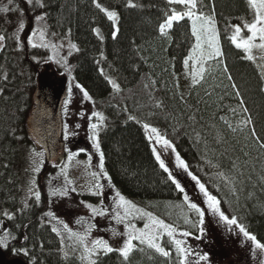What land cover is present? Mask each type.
<instances>
[{
    "label": "trees",
    "instance_id": "1",
    "mask_svg": "<svg viewBox=\"0 0 264 264\" xmlns=\"http://www.w3.org/2000/svg\"><path fill=\"white\" fill-rule=\"evenodd\" d=\"M97 2L117 12L115 39L112 21L93 0H41L44 7L34 6L35 0L33 5L27 0L0 2V8L17 9L0 11V35L6 37L0 48V220L4 222L0 238L8 237L1 247L3 256L23 264H87L75 253L63 251L59 236L47 223V182L40 184L29 161L36 145L28 122L38 87L48 83L42 73H49L57 85L69 77L63 63L49 59L48 50L28 44L36 16L45 17L48 33L77 46L66 54L70 81L89 93L93 110L105 118L97 132L104 172L115 194L178 232L189 231L192 238L199 235L197 227L185 223V218L198 223V215L156 162L143 127L147 123L169 140L189 171L220 200L221 210L264 243V148L260 147L264 64L260 57L246 59L228 39L233 25L248 36L243 25L254 20L255 10L247 0H202L200 10L215 13L224 55L209 61L204 78L193 84L191 61L189 67L184 65L195 44L187 17L164 37L159 24L170 8L166 0H132L136 7H127L128 0ZM20 19L25 28L17 42ZM108 78L119 91L113 90ZM248 117L253 123L245 127L242 121ZM58 169L52 166L50 174L56 175ZM30 189L39 192L38 202ZM100 199V193L80 196L91 206L99 205ZM159 243L171 253L168 258L135 241L128 260L114 251L101 254L97 264H178L170 238L162 237Z\"/></svg>",
    "mask_w": 264,
    "mask_h": 264
},
{
    "label": "rangeland",
    "instance_id": "2",
    "mask_svg": "<svg viewBox=\"0 0 264 264\" xmlns=\"http://www.w3.org/2000/svg\"><path fill=\"white\" fill-rule=\"evenodd\" d=\"M0 2L5 4L7 0H0ZM41 25L45 27L43 43L48 45V47L41 48L50 52L51 60L54 64L58 62L62 64L66 59V54L70 51L69 42L67 40H59L55 35L48 33L43 20L36 22L35 30L37 35L33 37L34 43L41 44L39 37ZM255 43L259 44L260 41L257 39ZM53 44L56 45L55 48L52 47ZM1 46L2 41H0V48ZM252 54L255 59L260 57L263 61L261 63L264 64V52L257 48L253 49ZM42 75L48 83L38 87L35 97V108L28 122V127L36 145V154L43 153L42 157L31 154L29 161L33 168L34 161H42L40 163V171L34 172L36 175L39 174L41 185L45 181L47 182L45 192L47 193L48 204L45 214L52 213L55 217L54 219L45 215L46 221L52 228L55 227L60 231L61 234L57 235L61 240L62 249L65 253H75L77 256H81L79 250L73 251L68 246L72 244V241L63 232V224H67L73 232L81 233L91 225L89 240L103 239L108 241L114 248L122 247L124 240L127 238L123 235L126 225L129 226V229H131V226H135L136 230H143L145 224L150 223L148 216H141L140 212H133L124 221L117 222L115 216L117 214L123 215V212L121 209L116 208L114 202L117 196L109 181L104 178V174L100 171L99 153L93 148L92 141L89 139L91 132L88 126L90 123H97L95 118L88 119L94 111L90 101L83 98V93L71 83L69 77L63 80L62 85H57L56 82L50 79L49 76L51 75L49 73L43 71ZM57 75L59 76V74ZM69 87L72 89L70 99ZM66 99H69L67 107L64 104ZM65 125L68 126V139H65ZM147 134L149 137L150 133ZM151 143L161 156V159L164 160L169 172L183 187L184 192L182 193L184 196L187 195L191 202L196 203L202 210L206 211V205L203 204L204 197L199 192L195 181L183 169L177 167L176 151L165 149L154 140ZM61 148L64 149L62 150ZM59 152L62 153L57 154ZM70 153L76 154L72 160L68 159ZM52 166L59 167L56 175L55 173L50 174ZM93 172L97 174V179L93 178ZM65 175L67 181L71 183L66 182ZM33 181H36V179L31 182ZM36 183L31 185L34 187ZM96 183L101 185L99 190L94 187ZM65 189H67V194L61 195L60 193ZM36 191L32 190L31 194L35 195ZM53 192L56 194L53 195ZM93 193H100L101 199L99 205L92 207L102 208L105 211L104 216L93 215L91 209L86 207L80 200L82 194L93 195ZM131 203L138 209L133 202ZM57 220L63 223H57ZM203 227L205 235L199 240L190 236L182 237L178 231L175 234V238L184 240V246L192 252V255L187 258L186 264H194L200 255H207L208 260L200 261L199 264H260L264 260V253L254 249L251 242L242 233H239L238 229L233 227L230 231L226 225L219 222L218 217H213L207 211ZM1 229L4 230V222L2 220H0ZM156 231L161 232L162 230L156 229ZM114 233H119L120 235H114ZM162 237L168 236L166 234L161 235L157 241L158 243ZM170 240L172 241V238ZM0 241H3L5 245L8 241L7 235L2 234ZM0 264L21 263L15 259L5 258L0 247Z\"/></svg>",
    "mask_w": 264,
    "mask_h": 264
},
{
    "label": "snow or ice",
    "instance_id": "3",
    "mask_svg": "<svg viewBox=\"0 0 264 264\" xmlns=\"http://www.w3.org/2000/svg\"><path fill=\"white\" fill-rule=\"evenodd\" d=\"M13 3V0H8V4L11 5ZM27 3L29 5H33V0H27ZM93 3L95 4L96 8H98L104 15L107 17L109 21H112L113 26V32L112 37L115 39L117 37L118 28L116 25V21L118 20V15L116 11L109 10L105 7H103L100 3L97 2V0H93ZM167 5L170 6L169 11L165 13V17L162 23L159 24V33L161 36L166 37L168 35L169 30L173 28L174 24H178L180 21L184 20L185 17H187L191 21V34L195 38V44L192 46V50L189 53L188 57L184 60L185 67H189L190 61H191V77L193 84L199 83L201 79L204 78V73L208 70V62L217 58H222L224 53L221 50L220 47V41H219V33L217 32L216 28V21H215V13L213 12L211 15H206L201 9L202 0H166ZM248 5L255 10V16L254 20L251 23L245 22L243 27L247 29V32L250 33L246 38L241 35V27L240 26H230L233 28L232 34L228 37V39L231 41V43L240 50H243L245 53V58L248 60H254L255 57L252 54L253 49H259L260 51L264 52V0H247ZM34 6L38 7H44V5L41 3V0H35ZM137 5L132 2V0H128L127 7H136ZM174 6H180L181 10H178ZM17 9H9L7 7L0 8V11L2 12H8V11H16ZM36 21L41 22L45 19L44 16H36ZM25 28V24L23 22V19H20L18 21V28H17V34L16 39L17 42H19V35L18 33L23 31ZM94 32L99 35L98 29H93ZM37 35L36 30H33L32 36L28 37V44L32 47H48L46 43H43L44 36H45V27L44 25H41V29L39 30V37L41 40V44H36L33 42V37ZM6 37L3 35H0V41L5 40ZM259 40L260 43H255L256 40ZM53 48L56 47L55 44L52 45ZM71 50H76L77 46L75 44H70ZM51 59V58H49ZM62 66L65 68V71L69 72V80L72 79L70 75V69L68 68L67 61L64 60ZM224 71H227L225 68ZM101 74L103 75V70L101 69ZM228 79L231 80L232 77L228 76ZM108 83L112 85V88L114 91H119V85L113 81L112 79L108 78ZM76 88H78L83 93V98L85 100H90L91 97L89 93L80 85L76 84ZM233 88H236V85H232ZM72 89L69 87L68 93H69V99L71 97ZM237 96H239V92L236 93ZM69 99H66L64 101L65 107H67L69 103ZM243 104V101L240 102ZM245 112H247V109H244ZM92 118H95L97 123H90L89 124V131L91 132V135L89 139L92 141L93 148L99 153V168L101 173L104 174V178L108 179L107 173L104 172V153L100 151V142L98 139V132L97 129L100 128L103 125V122L105 120L104 116L99 113L93 111L91 113V116L88 117L89 120ZM129 119H134V117H129ZM253 121L250 117L246 118L244 121H242V124L246 127L248 124H252ZM144 130L146 133H150L149 140H154L156 143L161 144L165 149H171L173 152L176 151V149L173 147V145L169 142L168 139L164 138L156 128L150 127L147 123L143 125ZM235 131V129H233ZM251 135L253 137L256 136L255 131L253 130L251 132ZM65 139H68V126L65 125ZM260 147L264 148V142L260 143ZM38 157H42L43 153H37L35 154ZM75 153H70L68 159L72 160ZM153 155L156 159V162L158 163L159 167L165 172L168 173V179L175 185L176 189L179 192H184L183 187L177 182V180L173 177L172 173L169 172L168 167L166 166L164 160L161 159V156L158 154L157 150L153 148ZM176 165L178 168L183 169L184 172H186L193 181H195L199 192L203 195L204 200L203 204L206 205V211L208 213H211L213 217H218L219 222H222L224 225L228 227V229L231 231L233 227L239 230V233H242L243 236L251 242L254 249L259 250L261 253H264V243H260L257 239V237L253 234H251L249 231L246 230L245 226L242 224H239L237 222V218L235 216L229 218L224 211L221 210V202L217 199L216 196L209 193V191L206 189L205 185L200 182V180L193 175L189 169L188 165L185 163L183 159L179 155H176ZM40 163L42 161H34V168L33 170L35 172L40 171ZM92 176L94 179H97V174L95 172L92 173ZM65 179L67 183H71L70 181H67V177L65 175ZM33 185L35 184V181L32 182ZM94 187L99 190L101 188V185L99 183H96ZM32 189H30L31 191ZM74 190V189H73ZM53 195L56 193L53 192ZM61 195L67 194V189H65L63 192L60 193ZM96 194V193H93ZM117 199L114 202L116 205V208L121 209L123 212V215L117 214L115 216V219L117 222H122L129 215H131L133 212H140V215H148V219L150 221L149 224H145L143 230H136L135 226H131V229H129V226L126 225L125 232L123 233L124 236L127 238L123 242V246L119 248H114L112 245L109 244L108 241L103 239H94L89 240V234L91 231L92 226L89 225L87 229L83 233L81 232H73L67 224H63V232L67 234V238L72 241V244L68 245L72 248L73 251L79 250L81 253V260L87 261V264H97V258L101 255H107L109 253H112L114 251H118L120 256L124 258V260H128L129 254L134 249L133 241H138L141 245H147L148 248L154 249L156 253L161 255L162 257L168 258L171 253L167 251L164 247L161 246L160 243H158V239L161 235H167L168 237L172 238V243L175 245V251L178 254V264H186L187 258L192 255V252L190 249L185 247V241L179 240L175 238V234L177 232V229L169 226L168 224H165L161 220H157L154 217L151 216V214H145L141 212L139 209H136L135 206L128 200L125 199L123 195H121L119 192L116 193ZM35 197L37 202L40 200V194L39 192L35 193ZM184 202L187 204V207L191 210H193L198 215V223L197 222H191L187 218H185V223H192L193 227H197L199 230V235H197L195 238L197 240L201 239L205 235V229L203 225L205 224V216L206 211L202 210L201 207H199L196 203L191 202L189 197L187 195L184 196ZM86 207L91 209V212L93 215L96 216H104L105 211L102 208H93L91 205H86ZM7 215V213H5ZM45 215L50 216L55 219L52 213H46ZM11 219V217H9ZM80 222V221H78ZM57 223H63L60 220H57ZM156 229L162 230L161 232H157ZM53 232H56L58 235H60V231L57 228L52 229ZM114 235H120L119 233H114ZM182 237H189L191 233L189 231H182L179 233ZM63 244V242H62ZM5 246L3 241H0V247ZM143 250V249H141ZM208 256L207 255H200L198 257V260L194 262V264H199L200 261H207ZM260 264H264V260L260 262Z\"/></svg>",
    "mask_w": 264,
    "mask_h": 264
}]
</instances>
